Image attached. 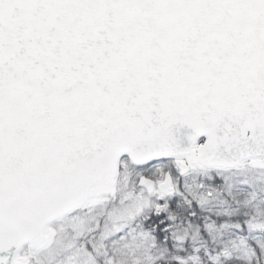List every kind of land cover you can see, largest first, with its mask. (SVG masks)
I'll return each instance as SVG.
<instances>
[{"label": "snow or ice", "instance_id": "1", "mask_svg": "<svg viewBox=\"0 0 264 264\" xmlns=\"http://www.w3.org/2000/svg\"><path fill=\"white\" fill-rule=\"evenodd\" d=\"M0 264H264V0H0Z\"/></svg>", "mask_w": 264, "mask_h": 264}]
</instances>
